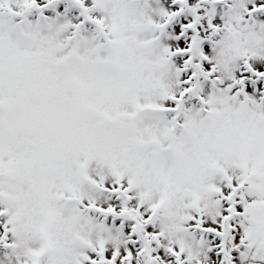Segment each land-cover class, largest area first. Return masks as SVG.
<instances>
[{"label":"snow or ice","instance_id":"snow-or-ice-1","mask_svg":"<svg viewBox=\"0 0 264 264\" xmlns=\"http://www.w3.org/2000/svg\"><path fill=\"white\" fill-rule=\"evenodd\" d=\"M0 264H264V0H0Z\"/></svg>","mask_w":264,"mask_h":264}]
</instances>
